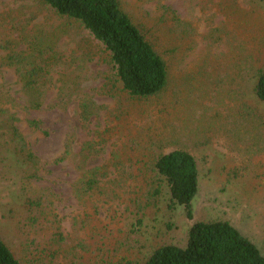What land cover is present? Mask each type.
I'll return each mask as SVG.
<instances>
[{
  "label": "rangeland",
  "instance_id": "obj_1",
  "mask_svg": "<svg viewBox=\"0 0 264 264\" xmlns=\"http://www.w3.org/2000/svg\"><path fill=\"white\" fill-rule=\"evenodd\" d=\"M119 1L133 20L156 23L161 49L169 36L168 84L156 96L112 86L107 55L76 23L38 0H0V56L35 44L59 60L36 95L14 67L0 71L1 241L20 264H144L157 247L184 246L193 222L221 221L264 257V101L253 93L264 72L263 2ZM159 2L178 26L157 28ZM174 149L197 161L192 220L165 188L157 198L136 189ZM92 177L94 189L77 195Z\"/></svg>",
  "mask_w": 264,
  "mask_h": 264
},
{
  "label": "trees",
  "instance_id": "obj_2",
  "mask_svg": "<svg viewBox=\"0 0 264 264\" xmlns=\"http://www.w3.org/2000/svg\"><path fill=\"white\" fill-rule=\"evenodd\" d=\"M38 1L57 16L76 23L88 32L95 45L108 57L109 82L112 86L119 84L121 91L135 99L150 98L165 90L169 70L165 60L168 49L164 46L169 36L164 34V45L162 44L161 49L158 46V35L153 36L149 31V27L154 28L156 23L144 25L139 20H133L122 9L119 0ZM261 1L264 4V0ZM157 8L162 11L158 20L161 25L157 28L163 26L165 32L168 20L174 27L178 26L180 20L169 5L159 2ZM42 41L48 43L50 37L43 38L41 45ZM51 59L45 46L30 44L27 52L0 56V71L14 67L22 84L21 89L36 95L50 64L54 61L59 63L57 58ZM253 93L259 101H264V72L259 73ZM8 99L6 98V102L10 104L12 99ZM27 103L30 108H38L42 104L34 98ZM84 108L87 109L86 106ZM84 113L87 115V111ZM152 172V178L140 176L135 180L143 182L142 188H136L140 196L143 195V187H146L144 198L161 197L165 188L169 205L183 207L186 218L192 220L191 203L198 192L199 181L195 157L185 150L174 149L154 158ZM96 184L94 177L79 182L77 195L94 189ZM136 200L138 198L133 201ZM184 244L182 247H157L144 264H264V257L258 248L227 222H193ZM50 258L55 262L53 254H50ZM0 264H20L1 239Z\"/></svg>",
  "mask_w": 264,
  "mask_h": 264
}]
</instances>
